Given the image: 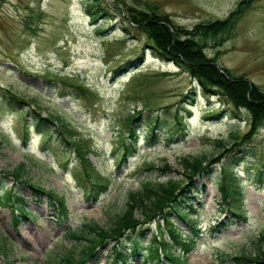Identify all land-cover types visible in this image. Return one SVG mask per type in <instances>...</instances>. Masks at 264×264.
Instances as JSON below:
<instances>
[{
  "label": "rangeland",
  "instance_id": "1",
  "mask_svg": "<svg viewBox=\"0 0 264 264\" xmlns=\"http://www.w3.org/2000/svg\"><path fill=\"white\" fill-rule=\"evenodd\" d=\"M238 1L122 0V4L166 14L172 25L191 28L225 18ZM96 9L101 13L94 18ZM122 15L113 0L95 4L88 0H0V194L11 186L28 212L23 217L16 206L0 205V264H53L50 257L68 248L79 250L83 242L71 240L68 229L79 228L86 220L111 225L124 208L127 191L137 189L143 177L181 178L180 159L189 155L212 157L213 167L209 174L194 176L189 194L193 207L187 208L186 219L171 214L179 239L191 242L188 251H179L180 245L165 226L163 233L158 231V217L137 229L142 250L132 254L118 247L128 256L126 264H170L160 250L154 262L142 256L155 236L180 252L185 264H239L221 254L257 251L258 238L264 233V124L248 143L240 144L245 152L237 154L234 164L242 197L227 204L217 189V172L221 163L236 155L238 145L232 143L230 134L248 132L249 113L233 109L218 96L207 98L188 72L156 58L145 34L126 25ZM204 50L218 67L264 91V0L249 4L231 37ZM139 56L142 60L136 65L131 63L126 70L117 67L128 60L136 62ZM78 85L86 93H80ZM194 86L196 98L184 108V95ZM12 91L22 101L11 98ZM137 110L141 112L132 123L133 138L128 135L126 117ZM220 111L221 117L212 115ZM49 115L56 119L54 125L47 123L51 137L43 143L45 131H37L35 123ZM22 118L31 126L26 144L21 138ZM153 124H157L156 137L149 141ZM64 138L89 144V160L109 179L107 190L97 200L86 198L77 184L73 168L78 158ZM221 138L230 141L227 149L218 146L216 140ZM121 140L135 145L126 159ZM164 162L171 165V172L162 173ZM21 163L26 164L29 181L46 192H59L63 208L46 192H35L1 172ZM148 163L154 164L149 171L143 169ZM257 171L263 172L261 182ZM230 208H237L245 218L233 216ZM111 245L108 240L81 264H116ZM259 245L264 248V241Z\"/></svg>",
  "mask_w": 264,
  "mask_h": 264
},
{
  "label": "trees",
  "instance_id": "2",
  "mask_svg": "<svg viewBox=\"0 0 264 264\" xmlns=\"http://www.w3.org/2000/svg\"><path fill=\"white\" fill-rule=\"evenodd\" d=\"M88 1L90 4L100 2V0ZM113 1L115 7L123 13L122 17L126 19V25H133L139 32L145 34L148 46L152 49L156 58L165 62H172L177 67L188 72L197 81V87L207 98L218 96L233 109L243 108L249 113L250 129L248 132L239 136L234 134L235 132L230 134V138L233 139L232 143L238 145L236 155L230 157V162L226 160L221 163L217 172V189L220 192L221 200L225 201L227 198L225 202L227 204H234L235 199L240 201L242 186L240 180L236 178V166L234 163L236 162L235 160L239 159L237 154L242 156L245 152V148H240V144L248 143L251 140L252 133L264 124V91H261L256 84L246 80L245 77L234 75L228 70L218 67L214 57L209 56L204 49L210 44L218 45L231 37L244 10L255 0H240L225 18L200 22L191 28L172 25L166 14L157 13L149 9L139 10L131 6H125L122 4V0ZM100 13L101 10L96 9L93 17H97ZM141 60L142 56H139L136 62L128 60L127 63L125 62V64H120L117 67H124L126 70L129 64L136 65ZM76 89L82 94L86 93V89L80 85ZM188 92L184 95L186 98L182 104L184 108H187L186 105L191 104L190 101L196 98V87H191ZM11 93V98L22 101L16 92L12 91ZM9 101L12 103L11 99ZM140 112L137 110L135 115L126 117V124L129 129L128 135L130 137L134 138L136 136L132 123L140 118ZM222 113L220 111L212 113V115L218 118L221 117ZM54 119H56L55 116L49 115L48 117H42V121L38 120L35 123L37 131H45L42 136L43 143L47 142L51 137L47 123L54 125ZM21 120L22 143L26 144L29 139L31 126L28 125L27 120L23 118ZM154 120L155 123H158L157 117ZM156 127L157 124L151 126L147 134L149 141L155 139ZM64 141L73 146V152L78 158V162L73 168L77 184L85 191L86 198L97 200L100 194L107 190L110 184L109 179L102 177L101 172L96 169V165L89 160L88 154L91 152L89 144H82L81 142L83 141L79 139L64 138ZM2 142L3 140H0V145ZM216 142L219 147L225 149L230 143V141L223 138L216 140ZM119 144L123 148L122 153L125 159L135 151L133 143L129 146L121 140ZM211 158L207 155L183 156L180 159L183 168L181 178L170 177L165 181H156L143 177L139 181L137 189L126 192L124 208L120 214L116 215L111 225L102 226L93 220H86L79 228L68 229L67 236L71 240L82 241V247L79 250L68 248L65 252L50 257V261L53 264H81L85 260L92 258L99 246L105 244L108 240H112L110 249L113 259L116 264H126L128 256L126 253H122L119 248L123 247L132 254L142 250L143 245L139 243L142 241L136 234L137 229L146 223L157 220L158 217H161L160 220H157L158 231L163 233V226H165L172 239L180 245L179 251L182 253L187 252L191 242L188 243L187 239H179V234L175 230L177 227L172 220L171 214L173 213L182 219H186L190 211L187 208L192 209L193 207L189 196L194 187L193 178L194 176L211 172V167H213V159ZM119 161L120 159H118V164L120 163ZM32 162L33 164L35 163L34 161ZM25 165L21 163L11 171L1 172L5 175H10L16 182L28 184L35 192L45 193L46 191L39 184L31 182L25 177ZM153 168V163L143 166V169L147 171ZM160 169L162 173L166 174L171 172L172 167L169 163L164 162ZM262 176V171L256 172V179L259 182L262 181ZM46 193L51 199L56 200L60 207L64 206L62 197L58 195L59 192L47 191ZM0 195L2 197L0 205L16 206L15 210L19 216H28L27 210L18 201L19 199L22 200V197L11 186L3 189ZM184 203H187L188 206L186 207ZM229 212L235 217L245 218V214L237 210V208H230ZM18 215L13 214L14 221L19 220ZM129 233H133V235H130L128 241L124 242L125 236H129ZM156 239L157 236L147 242V248H145V252L142 255L145 260L151 262L158 260L160 258V250V253L163 254L165 259L170 261V264H185L186 258L180 252H174L170 244H168L169 242L164 239L158 241ZM262 241H264L263 232L258 238V247L254 254L242 252L233 256L227 253L221 255L223 258H230L239 264H264V248L259 245V242Z\"/></svg>",
  "mask_w": 264,
  "mask_h": 264
}]
</instances>
